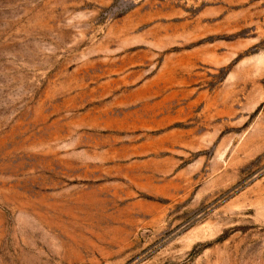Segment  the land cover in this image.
Here are the masks:
<instances>
[{"label":"rangeland","instance_id":"1","mask_svg":"<svg viewBox=\"0 0 264 264\" xmlns=\"http://www.w3.org/2000/svg\"><path fill=\"white\" fill-rule=\"evenodd\" d=\"M0 264H264V0H0Z\"/></svg>","mask_w":264,"mask_h":264}]
</instances>
